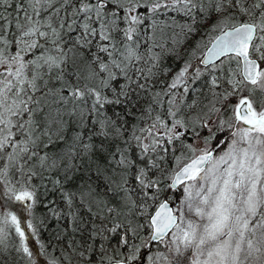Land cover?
<instances>
[{
  "label": "snow or ice",
  "instance_id": "snow-or-ice-1",
  "mask_svg": "<svg viewBox=\"0 0 264 264\" xmlns=\"http://www.w3.org/2000/svg\"><path fill=\"white\" fill-rule=\"evenodd\" d=\"M5 252L264 264V0H0Z\"/></svg>",
  "mask_w": 264,
  "mask_h": 264
},
{
  "label": "trees",
  "instance_id": "trees-1",
  "mask_svg": "<svg viewBox=\"0 0 264 264\" xmlns=\"http://www.w3.org/2000/svg\"><path fill=\"white\" fill-rule=\"evenodd\" d=\"M169 63H172L171 60H169ZM45 208L43 205H38L36 209V216L39 220L41 217L45 214ZM81 211H84L83 209ZM84 221L88 222L90 221L91 217L87 212H84L83 216ZM64 223V221H61V225ZM84 226H90V225H82ZM57 232L59 233V238L57 237ZM46 237L48 239L46 240V243H49L52 248H54L57 252L61 251L65 244L67 242H70L72 240H75L77 243L81 241V235L82 233L79 231H73L71 227L64 229L63 227L53 228L51 232L45 233ZM15 253H12L9 255L7 252L0 254V264H15L13 261V256H15Z\"/></svg>",
  "mask_w": 264,
  "mask_h": 264
}]
</instances>
